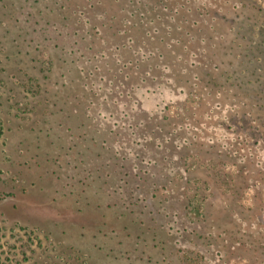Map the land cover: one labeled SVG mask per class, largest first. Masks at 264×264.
<instances>
[{
    "label": "trees",
    "instance_id": "16d2710c",
    "mask_svg": "<svg viewBox=\"0 0 264 264\" xmlns=\"http://www.w3.org/2000/svg\"><path fill=\"white\" fill-rule=\"evenodd\" d=\"M129 1L117 39L98 29L108 44L93 52L94 63L78 65L72 78L59 72L64 102L72 90L77 119L105 144L117 201L133 202L132 185L149 187L197 220L225 225L209 240L217 257L189 249L198 257L186 255L190 264H264L263 5ZM40 57L42 65L27 63V93L45 100L58 84L50 80L56 59ZM158 93L165 100L150 111L142 96ZM152 165L164 172L148 186ZM127 170L137 182L121 180Z\"/></svg>",
    "mask_w": 264,
    "mask_h": 264
},
{
    "label": "rangeland",
    "instance_id": "374dc122",
    "mask_svg": "<svg viewBox=\"0 0 264 264\" xmlns=\"http://www.w3.org/2000/svg\"><path fill=\"white\" fill-rule=\"evenodd\" d=\"M250 1L264 7V0ZM129 6V0H0V264H190L197 255L189 249L217 257L219 221H212L215 228L197 220L181 201L163 202L149 187L132 185L133 202L117 201L105 144L77 119L72 90L64 102L59 72L72 78L78 65L91 66L93 52L108 44L98 29L117 39ZM43 51L56 59L50 80L58 83L45 100L27 93V63L35 57L42 65ZM142 97L153 111L166 94ZM147 170L148 186L164 172ZM126 172L132 180L123 174L121 180L137 182Z\"/></svg>",
    "mask_w": 264,
    "mask_h": 264
},
{
    "label": "flooded vegetation",
    "instance_id": "af4514ba",
    "mask_svg": "<svg viewBox=\"0 0 264 264\" xmlns=\"http://www.w3.org/2000/svg\"><path fill=\"white\" fill-rule=\"evenodd\" d=\"M0 135H1V133H0Z\"/></svg>",
    "mask_w": 264,
    "mask_h": 264
}]
</instances>
